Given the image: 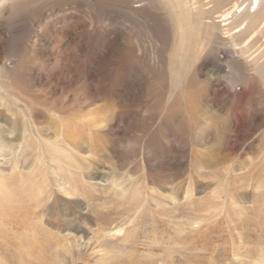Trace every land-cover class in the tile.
Listing matches in <instances>:
<instances>
[{"label": "rangeland", "instance_id": "374dc122", "mask_svg": "<svg viewBox=\"0 0 264 264\" xmlns=\"http://www.w3.org/2000/svg\"><path fill=\"white\" fill-rule=\"evenodd\" d=\"M234 1L0 0V146L16 106L80 144L37 206L0 158V264H264V0Z\"/></svg>", "mask_w": 264, "mask_h": 264}, {"label": "bare ground", "instance_id": "6f19581e", "mask_svg": "<svg viewBox=\"0 0 264 264\" xmlns=\"http://www.w3.org/2000/svg\"><path fill=\"white\" fill-rule=\"evenodd\" d=\"M245 2H246V0H242L241 2H239V1L235 2L234 1L233 3H231V5L229 6L230 8H228V11L226 12V14L224 13L225 15H222L223 19L227 20L228 18H232L233 16H236L237 14L244 13V11L246 9ZM258 3H259V0H255V2L251 1L249 4V7H250L249 9L253 8V12H255V10L258 8L257 7ZM178 5H180V4H178ZM182 6H183L182 9L184 8L186 11L187 9L184 7L185 3H183ZM186 13H187V11H186ZM184 23L189 25V26H190V24H193V22H191V21L190 22L185 21ZM182 25L183 24H181V26ZM197 25H201L200 12L195 13L194 28H196L195 29L196 31L198 30L196 27ZM189 32L190 31L188 30L186 33L188 34ZM185 36H187L186 37L187 40L190 39L189 35H185ZM253 71H254L255 75L257 74L258 77L262 81H264V62L263 63L258 62V64L255 63V67L253 68ZM16 109L17 110H15L12 117H13L15 137H16V139H18L17 140L18 143L17 144L9 143V145H7L8 148L0 146V158L3 159L4 157H8L9 161H10L13 158V153L20 151L21 153L24 154L21 157L22 163L26 164V165H28L27 163H29L28 167H30L29 168L30 171L25 178L20 179V182H21V184H25L26 182H29V180H33V186H37V184H38V186L36 188L34 187V190H31V191L29 190V193L26 191L27 192L26 194L22 193L21 189L19 191H21V194H24L23 195L24 199H26L28 202L29 201L33 202L32 204L37 206L42 201V199H45L44 198L45 190L43 187V185H44L43 182L44 181L47 182V180L43 177L44 175L42 174V172L44 173V170L47 171V168L49 167V161L55 160L54 162H58L57 164H61V162L63 161L62 153L63 154L66 153L65 155H67V153H69L70 150H72L73 152H76L75 149L76 148L78 149L80 147V144L76 143V142H72V141L70 142L66 139H64V140L60 139L57 142H54V141L51 142L49 140L50 139L49 133H47L45 129H43L37 123H34L17 106H16ZM18 116H21L22 119L19 120ZM9 134H12V133H9ZM56 148H58L62 153L58 154L56 152L54 155H52L50 153V149L56 150ZM70 156H72V155H70V153H69L68 159H72V157H70ZM67 160H66V162H67ZM3 161H4V159H3ZM9 161H8V164H9ZM69 165H70L69 163L66 164V166H69ZM45 176H46V174H45ZM23 180H25V182H23ZM48 181H49V179H48ZM51 183H52V181L50 182V184ZM4 186L5 185L2 184V181L0 180V192L2 193L4 191L3 193L6 192L7 194H9V189H7L6 186L4 188ZM19 186H21V185H19ZM30 188L33 189V187H31V186H30ZM24 190H25V188H24ZM20 195H19V197L21 198L22 195L21 196ZM68 243H70V241ZM76 243H77V241H76ZM260 260L263 261L264 257H261Z\"/></svg>", "mask_w": 264, "mask_h": 264}]
</instances>
